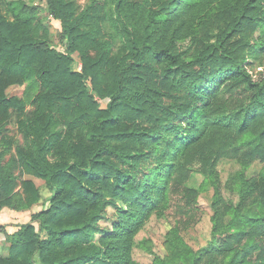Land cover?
<instances>
[{
    "label": "trees",
    "instance_id": "obj_1",
    "mask_svg": "<svg viewBox=\"0 0 264 264\" xmlns=\"http://www.w3.org/2000/svg\"><path fill=\"white\" fill-rule=\"evenodd\" d=\"M47 4L62 25L65 53L39 35L23 0H0V208L41 201L27 175L50 192L47 206L6 234L0 264H139L135 236L153 214L165 215L169 191L192 210L208 188L218 218L210 245L195 251L182 236L188 224L175 221L166 257L150 264H200L202 254L206 264H241L249 249L264 251V177L246 173L254 159L264 163V70L255 75L244 61L264 42L255 36L264 0H115L116 49L99 38L103 3ZM188 39L192 50L181 46ZM24 84L23 98L6 95ZM26 104L34 110L21 128L24 144L6 160L10 109L22 113ZM231 155L245 165L222 187L214 166ZM194 174L202 177L197 188L189 184Z\"/></svg>",
    "mask_w": 264,
    "mask_h": 264
},
{
    "label": "rangeland",
    "instance_id": "obj_2",
    "mask_svg": "<svg viewBox=\"0 0 264 264\" xmlns=\"http://www.w3.org/2000/svg\"><path fill=\"white\" fill-rule=\"evenodd\" d=\"M10 2L11 0H6ZM25 5L34 12L33 15V27L38 29L39 35L42 38H45L47 43L54 49L59 52L65 53L66 50V41L64 36V31L59 20L55 19L50 13L47 0H23ZM97 2L104 4V17L100 19L96 27L100 30L99 38H103L108 43H111L114 49L120 46V40L116 37L115 31V22L113 21L114 16V1L115 0H96ZM80 9L86 8L91 0H76ZM220 10L224 8V5L221 2L216 4ZM3 14L11 19L9 12L4 9ZM217 29L209 30L207 34L204 35V38L207 40H212ZM202 34V33H201ZM261 35L264 37V28L263 26L259 28V31L255 33V36ZM181 46L188 47L190 50L194 49V41L188 39L182 42ZM254 51L244 54V61L247 62V67L257 74L264 70V42L256 41L253 44ZM73 58L72 67L76 71L81 70V61L77 53L71 55ZM25 89L24 85H11L6 89V95L8 97H16L17 99L23 98V92ZM96 100L101 104L102 107L105 106L106 100L98 99ZM34 106L31 104H26L22 113L17 109H10V116L8 122L5 126V131L3 132V137L7 140H13V146L10 148V152L6 154V160H14L17 157V149L22 147L24 144V135L21 132L23 124H28L32 118V112ZM56 130H65V127L61 124L55 125ZM11 144V145H12ZM242 155L246 152L245 148L239 150ZM244 160V159H243ZM245 163L238 160L236 157H226L221 158L217 164L214 166V170L218 172V179L220 184L223 187L225 182L230 185H233L237 181V175L244 167ZM19 169L16 164L13 166V174L16 176L14 180V191L20 188V179H18ZM247 175H261L264 177V163L259 159H254L250 163L249 167L246 170ZM26 179H31L35 185L40 187L42 199L39 203L34 204L28 210H15L8 207L0 208V255H7V236L4 233V228L9 229V232L16 231L20 225L25 224L30 221V216L33 212H38L43 209V206H47L45 200L49 198L50 192L44 187V183L40 179H36L32 176H25ZM202 177L199 174H194L193 178L190 180V185L195 188L199 187V183L202 182ZM199 195L196 199L195 208L189 210V206L185 205L184 200L181 198V195L177 192L170 190L169 191V201L168 209L165 211L164 216H157L153 214L140 228L138 233L135 236L136 244L132 250V258L135 262L139 264H150L154 258L157 256L166 257V248H165V236L168 229L175 223L178 222V225L183 227L182 223H187L188 226L182 229V236L189 246H191L195 251L203 250L210 245L211 232L213 227V208L211 207L212 202V190L206 189L204 191L199 190ZM229 197L226 196V198ZM231 200L236 202L237 199L231 196ZM112 209H108V216L111 217ZM102 226L111 227L106 221L101 222ZM35 228H37V223H34ZM106 227V228H107ZM180 227V228H181ZM2 231V232H1ZM8 232V231H7ZM11 232V233H12ZM264 240V236H263ZM143 242L144 244L139 247V244ZM202 254L200 264H206L207 257ZM240 264V263H237ZM241 264H264V251L258 249L251 251L248 250V254L242 258Z\"/></svg>",
    "mask_w": 264,
    "mask_h": 264
},
{
    "label": "crops",
    "instance_id": "obj_3",
    "mask_svg": "<svg viewBox=\"0 0 264 264\" xmlns=\"http://www.w3.org/2000/svg\"><path fill=\"white\" fill-rule=\"evenodd\" d=\"M16 229H17V228H16ZM4 230H5V232H4V233H8V234L12 232V231H11V232H9L10 230H9V229H7L6 227L4 228ZM7 231H8V232H7ZM1 232H2V231H1Z\"/></svg>",
    "mask_w": 264,
    "mask_h": 264
}]
</instances>
